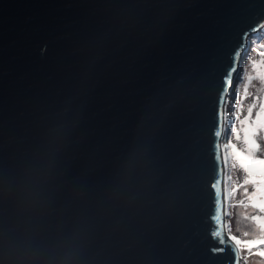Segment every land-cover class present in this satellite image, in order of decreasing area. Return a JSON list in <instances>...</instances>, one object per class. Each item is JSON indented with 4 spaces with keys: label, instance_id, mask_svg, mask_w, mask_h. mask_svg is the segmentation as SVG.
I'll return each instance as SVG.
<instances>
[{
    "label": "water",
    "instance_id": "95a60500",
    "mask_svg": "<svg viewBox=\"0 0 264 264\" xmlns=\"http://www.w3.org/2000/svg\"><path fill=\"white\" fill-rule=\"evenodd\" d=\"M263 26L264 0H0V264H233L225 104Z\"/></svg>",
    "mask_w": 264,
    "mask_h": 264
},
{
    "label": "rangeland",
    "instance_id": "374dc122",
    "mask_svg": "<svg viewBox=\"0 0 264 264\" xmlns=\"http://www.w3.org/2000/svg\"><path fill=\"white\" fill-rule=\"evenodd\" d=\"M260 52H264V26L249 40V46L244 55L237 82L233 88L232 94L227 97L229 99L225 114L227 111L226 115L228 119L226 121L225 135L221 142L225 163L223 187L225 206L224 230L228 236H235L241 240L264 238V231H261V228L252 219V217L256 216L264 217V213H260L257 208L252 207L249 199L245 196V188L247 192L251 194L253 192V185L251 183L245 184V180L247 179L246 173L235 164L233 157L226 150V145L230 141L232 144H235L238 149H244V145L241 142L229 136V130L235 123L232 115L234 104L237 100V96L242 93L245 84H247L248 76H252L253 79L250 85H248L249 95L247 99L243 101L244 111L241 114V119L247 117L249 105L255 102L257 106L252 114L253 120H255L260 106L264 105V79L260 78L261 75L264 74V64L261 63L264 57L259 55ZM253 62L256 63L257 67H253ZM238 88L240 89V93L237 91ZM256 97H259V99L256 100ZM255 139L261 149L260 152L255 155L260 159H264V130L259 131ZM241 201L244 202L243 205ZM244 233H248V235L244 236ZM261 250H264V244L253 246L251 254L247 248H242L240 251V263L264 264V256L259 254Z\"/></svg>",
    "mask_w": 264,
    "mask_h": 264
},
{
    "label": "snow or ice",
    "instance_id": "6c2138e0",
    "mask_svg": "<svg viewBox=\"0 0 264 264\" xmlns=\"http://www.w3.org/2000/svg\"><path fill=\"white\" fill-rule=\"evenodd\" d=\"M259 55L264 57V52H260ZM239 56V49L237 53L233 56V65L229 69L228 74L225 76V94L227 90L232 85L233 73L237 68V58ZM264 64V60L261 61ZM253 67H257L256 63L253 62ZM261 79H264V74L261 75ZM253 77H247V84H245L242 93L237 96V100L234 104V109L232 115L234 117L235 123L229 130V136L234 137L237 141L241 142L244 145V149H238L235 144H232L230 141L226 145V150L233 157L234 162L238 165L247 176L245 184L251 183L253 185V192L249 194L245 188V196L249 199L252 207H255L259 210L260 213H264V159L258 158L256 153L260 152V145L257 143L255 137L258 135L259 131L264 130V105H261L259 111L257 112L255 120H253V110L256 108V103L249 105L247 109V117L241 119V114L244 111L243 101L247 99L248 85H250ZM240 93V89H237ZM259 97H256L258 100ZM224 119L227 120V115L224 116ZM216 135H220L218 131ZM227 159V157H226ZM220 191V190H219ZM217 198L219 194L216 192ZM243 201L241 204L243 205ZM217 217L219 216V211H217ZM252 219L258 224L261 228V231H264V217L256 216ZM248 233H244V236H247ZM213 236L219 239L221 245L225 244L223 229L222 227H217L214 231ZM229 244H234V261L233 264H239L240 251L242 248H247L251 254V249L253 246L264 244V238L253 239V240H241L235 236H229ZM226 249L224 247L213 248L214 253H223ZM260 255L264 256V250L259 252Z\"/></svg>",
    "mask_w": 264,
    "mask_h": 264
},
{
    "label": "bare ground",
    "instance_id": "6f19581e",
    "mask_svg": "<svg viewBox=\"0 0 264 264\" xmlns=\"http://www.w3.org/2000/svg\"><path fill=\"white\" fill-rule=\"evenodd\" d=\"M228 99H229V98L226 99L225 110H226V107H228V106H227ZM228 104H229V103H228ZM225 115H226V114H225ZM226 121H227V120H225V122H224V128H226Z\"/></svg>",
    "mask_w": 264,
    "mask_h": 264
}]
</instances>
